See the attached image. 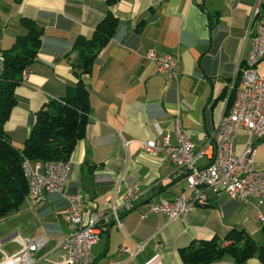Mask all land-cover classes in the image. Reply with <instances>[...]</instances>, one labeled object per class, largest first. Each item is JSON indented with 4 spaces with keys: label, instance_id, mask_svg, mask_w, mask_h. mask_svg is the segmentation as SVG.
<instances>
[{
    "label": "crops",
    "instance_id": "crops-1",
    "mask_svg": "<svg viewBox=\"0 0 264 264\" xmlns=\"http://www.w3.org/2000/svg\"><path fill=\"white\" fill-rule=\"evenodd\" d=\"M264 0H0V73L3 51L27 32L22 18L43 27L35 60L15 89L17 103L4 122V130L17 146H23L37 111L50 99L66 95L78 81L72 61L79 51L80 35L91 36L96 24L111 10L119 26L101 49L92 70L83 74L90 90L86 133L71 153L67 189L85 197V209L120 204L128 186L138 182L145 193L120 222L102 224L92 251L96 264H185L180 248L194 240L223 237L243 227L264 245V199L241 200L225 191L208 190V201L171 217L150 212L151 201L193 194L187 173L169 158L166 149H146L143 142L164 133L177 141L175 117L197 148L207 144L217 121L229 108V84L245 64L251 47L247 28ZM174 52L181 58L179 73L169 77L157 71L147 56ZM260 70L264 73V58ZM241 75L237 77V82ZM249 131L241 127L234 147L242 152ZM254 164L264 166V138L255 140ZM38 159H32L35 165ZM207 164L208 157L198 159ZM68 201L60 193L28 194L22 205L0 221V247L8 254L20 248L13 239L42 243L36 252L40 264H54L62 254L60 243L75 229L65 215ZM144 242L139 249L138 243ZM129 249H122V244ZM0 256L3 257V251ZM2 259V258H1ZM207 264H264L258 255L238 262L224 255Z\"/></svg>",
    "mask_w": 264,
    "mask_h": 264
},
{
    "label": "built area",
    "instance_id": "built-area-1",
    "mask_svg": "<svg viewBox=\"0 0 264 264\" xmlns=\"http://www.w3.org/2000/svg\"><path fill=\"white\" fill-rule=\"evenodd\" d=\"M251 36L252 47L245 64L239 66L234 78L229 84L232 103L217 121L215 129L207 144L200 148L185 132L180 116L175 117V133L177 141L171 140L169 133L162 134L157 139L143 142L146 149H166L169 158L177 167L186 171L192 195L184 191L172 199L151 201L149 211L167 214L171 217L182 216L188 209L208 201V190L225 191L229 195L246 200L256 195L264 199V166L254 164L255 139L264 138V73L260 70V62L264 58V16L261 8H255V14L247 28ZM147 56L154 61L159 72L176 77L179 73L181 58L174 52L158 53L149 49ZM28 70L22 71V79ZM241 75L238 83L237 77ZM241 127L249 131V139L242 152L234 147V137ZM207 156V164H199L198 159ZM70 158L65 160L23 161L25 174L29 181V193L40 195L43 192L62 194L68 201V211L65 218L75 225V229L66 234L60 246L63 253L56 255L54 264H96L93 255V245L102 232L105 221L115 219L120 222L122 212L131 210L145 193L138 182L128 186L123 204L116 201L107 207L85 209V197L80 192L67 189L68 173L71 169ZM13 239L20 243V248L12 254L3 251L0 264H40L36 252L41 241L34 238H23L19 232ZM144 242L138 243L141 249ZM122 249L129 247L124 243ZM110 264H115L114 260Z\"/></svg>",
    "mask_w": 264,
    "mask_h": 264
},
{
    "label": "trees",
    "instance_id": "trees-1",
    "mask_svg": "<svg viewBox=\"0 0 264 264\" xmlns=\"http://www.w3.org/2000/svg\"><path fill=\"white\" fill-rule=\"evenodd\" d=\"M22 23L27 32L18 35L12 46L4 49L0 73V218L18 209L29 194V181L23 167L26 158L43 162L68 159L77 141L84 137L89 122L90 90L82 76L91 72L99 52L116 32L119 18L109 10L91 36L77 38L73 48L78 49L79 55L72 61V67L78 81L68 87L64 97L50 99L37 111L32 129L20 147L4 130V122L17 103L15 89L23 80L22 71L37 57L44 32L34 19L23 17ZM232 99L233 95L229 106ZM180 252L185 264H207L227 254L238 262L258 255L264 262V245L238 226L223 237L215 235L194 240L181 247Z\"/></svg>",
    "mask_w": 264,
    "mask_h": 264
},
{
    "label": "rangeland",
    "instance_id": "rangeland-1",
    "mask_svg": "<svg viewBox=\"0 0 264 264\" xmlns=\"http://www.w3.org/2000/svg\"><path fill=\"white\" fill-rule=\"evenodd\" d=\"M3 219H6V220H7L8 217H2V218H0V221L3 220ZM1 258H2V256H0V259H1Z\"/></svg>",
    "mask_w": 264,
    "mask_h": 264
}]
</instances>
